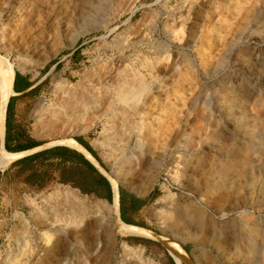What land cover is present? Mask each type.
<instances>
[{
	"label": "rangeland",
	"instance_id": "1",
	"mask_svg": "<svg viewBox=\"0 0 264 264\" xmlns=\"http://www.w3.org/2000/svg\"><path fill=\"white\" fill-rule=\"evenodd\" d=\"M10 1L18 7L22 0H0V10ZM23 1L22 14L14 22L0 15V61L21 63L22 74L45 76V90L34 105H19L16 119L24 131L49 145L63 135H82L72 130L47 135L38 127L37 115L60 101V94L53 93L56 79L75 88L78 96L85 87L95 86L113 97L117 115L114 124L102 119L83 135L100 154L111 181L119 154L107 136L119 130L140 140L147 154L130 168L123 166L128 175L112 183L140 196L155 190L157 198L143 215V236L120 234L122 222L110 204L100 211L106 226L98 231L92 222L69 224L61 197L56 204L62 222L45 229L37 218L49 213L45 202L56 192H75L82 207L99 199L54 180L26 186L17 175L7 176L13 161L0 163V264H34L43 244L53 248L47 264H133L124 247L141 249L149 264H175L169 242L179 248L184 259L180 264H213L216 257L209 246L220 240L208 235L213 226L221 228L224 246L233 245L231 257L248 254L251 229L264 226V143L252 145L254 134L264 140V0ZM124 66L147 86L156 79L157 89L128 95L119 84L123 74H116ZM172 67L175 73L169 76ZM173 91L181 98L175 99ZM228 94L237 104H227ZM193 96L196 107L186 118L184 104ZM169 107L176 121L167 120L171 127L161 137L154 128L170 116ZM164 137L169 141L165 156L157 149ZM189 142L194 143L191 152ZM4 156L0 149V158ZM184 156L191 160L188 172L181 168ZM173 160L180 164L176 178ZM170 195L178 200L174 211L164 208L162 198ZM169 213L170 223L164 224ZM41 232L47 233L46 243Z\"/></svg>",
	"mask_w": 264,
	"mask_h": 264
},
{
	"label": "bare ground",
	"instance_id": "2",
	"mask_svg": "<svg viewBox=\"0 0 264 264\" xmlns=\"http://www.w3.org/2000/svg\"><path fill=\"white\" fill-rule=\"evenodd\" d=\"M13 1H16V0H13ZM20 5H21V8L19 9ZM24 5H25V3L22 0L19 2L18 7H14V5L12 4V1H10L2 7V9L0 10V15H1V17H4V19L6 21L12 23L16 19L20 18L21 14H22L21 9L22 8L24 9ZM252 49L254 51L255 48L253 47ZM254 65H256V64H254ZM149 66H151V65H149ZM16 71H18L20 73H24L25 69L21 63L8 65L7 63L0 61V139L3 138L5 110H6L7 102H8V100L12 94V83H13V79H14V75H15ZM153 72H151V73H153ZM169 72H170L169 76L174 75L175 68L172 67V69ZM118 73L123 74L121 80H119L120 81L119 84H120L121 88L126 87L124 89V92H126L128 95L132 94L133 96L134 95L140 96V94L142 95V93L145 91H148V93H149V91L151 92L153 89H157L156 86L159 85V82L156 81V79H154L150 82L151 85L147 86L146 83L144 82V80L141 79V76H139L138 74H135V73L132 74L131 72L127 71L125 69V66L122 69H118L116 74H118ZM165 76H168V75H165ZM163 78H164V76L161 77V80H163ZM108 81H106L104 83L105 86H107V87L110 86V84H109L110 82L108 83ZM104 89H106V88H104ZM53 93L60 94L59 95L60 101L58 102V104L48 106L47 107L48 109H46V110L39 109L40 113H38V115H37L38 121H39L38 127H42V130L47 135H50V136L54 135V134L62 135L63 133H66L69 130H72L71 131L72 134H84V133H87L90 130H92V128L99 121H101L102 119H106V118H108V119H106V122L108 124L109 123H111V124L115 123L114 120H115L116 115H117V113H116L117 110L114 108L113 97L112 96L106 97V95H104L102 92L98 91V89H96L95 86H89V88L85 87L84 95L78 96V93H77L75 88L68 89V87H66V85L62 83V81L56 79L54 81ZM178 93L179 92H177V91H173L175 99L180 97L178 95ZM152 94H153V92H152ZM229 95L230 94L225 96V97H228L227 98L228 100L230 99V101L227 102V104L230 106L237 104L235 99H232V97L230 98ZM196 98H197L196 96L188 98L187 102L184 104V106H185L184 116L186 118L188 116H190L192 114L193 110L195 109ZM118 99H120V98H118ZM167 112H169L170 116L167 117L166 121H164L162 124H158L157 128H154L155 134L158 136L161 135V137L165 136L167 134V132L169 131V129L171 127V124L174 123V121H176L175 120L176 117L174 114L173 107L168 109ZM177 116H178V114H177ZM256 116H257V114H256ZM177 118H179V117H177ZM252 118H254V117H252ZM167 120H170L171 124ZM256 121L258 123V118L256 119ZM252 122H254V121H252ZM257 123H256V125H257ZM238 125L241 126L240 123ZM240 129L243 130L244 128H240ZM108 137H111V140L113 143V151L115 150L119 154V158L114 163V167H113L112 175H111L113 177L112 181L113 180L117 181L121 178H124L125 175H128V172H124L122 170L123 166L128 165V167L130 168L131 163H137L139 158L142 159V157H144L147 153H146V150L144 149L143 143L140 140H138L135 137L125 136L119 130H116V131L114 130V132L110 136H107V138ZM166 137H164L161 140L160 145L157 146V149L160 150V152L163 156H165L167 154L168 146H169L168 145L169 141L166 139ZM252 139H254V141L252 142V145L254 147L258 146V145L260 146V144L264 143L263 135L254 134ZM57 144L71 145V146L75 145L74 141L70 137H67V135H63L61 141H59ZM0 145H1V143H0ZM193 145H194V143H190L188 145L186 144L188 152H191ZM0 149L5 154V156L3 158L2 157L0 158V163L2 164V166H7L10 162L16 160L19 156L21 157L24 155V153H22V154H11V153L7 152L3 147H1ZM143 151H145V153ZM192 152H194V151H192ZM151 159H152V157H151ZM154 160H156V159H154ZM157 160L159 161V159H157ZM189 161H191V160L188 157L184 156V159H182V166H181V168H183V171H187L188 166H189L188 165ZM178 162H179V160L178 161L173 160V162H172L173 178H176L177 173L179 172L177 167L180 164ZM186 176H188V175H186ZM178 178H179V176H178ZM182 181H184V180H182ZM59 198L61 199L62 206H64L66 208V213H68V219L67 220H68L69 224L77 225L79 223H85L86 221L92 222L93 225L96 227L95 229L97 231L106 226L105 218L100 213V211L103 210L104 208H107V209L110 208V205L107 202H105L103 200H97L94 203V205L92 204V206H90V207H85V206L82 207V204H80L79 202L76 201L77 194L73 191L66 190L64 194H58L56 192L55 195H53V197H49L46 199L45 203H48V205L50 206L51 209L49 210V213L44 214V215L40 214L41 216L37 218L40 220L38 223L41 225V228H45V229L55 228L59 225L60 222H62L60 219L61 215L59 214V213H61L60 212L61 210L56 204L59 202ZM162 199H165L164 200V202H165L164 208H167L170 211H174L176 209L177 202H178L177 198H174L172 195H170V196L164 197ZM87 206H88V204H87ZM170 214L171 213H169V215L165 218L164 224L170 223ZM263 222H264V220H263ZM119 228L120 229L118 232L122 235H125V236H138V235L143 236V232H142L141 228L127 226L123 223ZM174 231H172V232L175 233ZM210 231H207L206 235ZM221 231H222L221 228H219V230H218V228L216 229V227L213 226L212 231L208 235H211L215 239L217 238V239L221 240V239L225 238L223 236V234H221ZM57 232L60 233V231H57ZM63 233H65V232H63ZM46 234H47L46 232H41L39 234V236L43 239V241H45V243H46ZM97 234H98V232H97ZM243 235H244V233H243ZM173 236H175V235L173 234ZM227 236H229V235H227ZM247 236H248V234H247ZM249 239L252 241V243H249V245H247V247H245V252H247L248 254H246V253L243 255L238 254L237 256H233V257H231L232 253H231V249H230V246H233V245L224 246L222 244L224 242L221 243L220 240H219V243L215 242L217 245L212 243L213 245L209 246V247H210L212 253L214 254V256L216 257V259L213 261V264H264V226H263V224H262V226L259 225L258 227L251 229V231L249 233ZM228 240H230V239H228ZM232 240L234 242H236L237 237H233ZM209 242H211V241H209ZM238 242H239V240H238ZM170 243L171 242H169V244H167V247H168L169 252H170V257L175 261L176 264L183 263L184 259L180 253V250H178L179 248L176 247L175 245H173L172 243L171 244ZM78 244L80 245L79 242H78ZM95 246H96V244L91 246V248H92L91 251L96 249ZM43 248L44 249L42 251L43 252L42 255L34 254V257H33L34 258V264H47L50 261V256L52 255L51 251L53 248L51 250H49L48 249L49 247H47L44 244H43ZM123 251L125 252V254L128 257L130 256L132 258V260H134L133 264H149V263L143 261L142 255H141V253H142L141 249L134 251L131 249H127V247H124ZM30 254H31V252H30ZM39 254H41V253H39ZM20 255H19V257H20ZM28 256H29V254H28ZM21 257H23V255ZM128 264H131V263H128Z\"/></svg>",
	"mask_w": 264,
	"mask_h": 264
},
{
	"label": "crops",
	"instance_id": "3",
	"mask_svg": "<svg viewBox=\"0 0 264 264\" xmlns=\"http://www.w3.org/2000/svg\"><path fill=\"white\" fill-rule=\"evenodd\" d=\"M38 77L20 72L14 75L8 130L6 132L5 110L4 132L0 143L5 150L6 147L9 148L11 154H27L19 156L9 164L6 168L7 176H10V173L17 175L24 185L32 187H39L41 183L54 180L116 207L117 216L123 224L146 229V219L143 215L155 202L157 193L152 190L140 196L119 184L114 185L108 176L106 164L87 136L73 135L71 139L75 143L74 146L49 145L24 131V126L16 119L19 105H34V100L43 94L45 76ZM11 116L14 118L12 123ZM36 153H39L37 157H28ZM21 168L25 170L19 173ZM28 176L34 179L33 183L25 181Z\"/></svg>",
	"mask_w": 264,
	"mask_h": 264
},
{
	"label": "trees",
	"instance_id": "4",
	"mask_svg": "<svg viewBox=\"0 0 264 264\" xmlns=\"http://www.w3.org/2000/svg\"><path fill=\"white\" fill-rule=\"evenodd\" d=\"M75 54H78V49L77 50H75L74 52H73V55H75ZM18 74V72H15V76ZM11 103H12V97L9 99V101H8V103H7V107H6V121H5V126H6V132H7V130H8V125H9V115H10V110H11ZM7 137V136H6ZM6 150L8 151V152H10V150H9V148H7L6 147ZM39 155V153H36V154H33V155H31V156H28L29 158H31V157H37ZM25 170V168H21L20 170H19V173H22L23 171ZM25 181L27 182V183H33L34 182V179H32L31 177H26V179H25ZM41 185H42V183H41ZM40 185V186H41ZM155 191V190H154Z\"/></svg>",
	"mask_w": 264,
	"mask_h": 264
},
{
	"label": "water",
	"instance_id": "5",
	"mask_svg": "<svg viewBox=\"0 0 264 264\" xmlns=\"http://www.w3.org/2000/svg\"><path fill=\"white\" fill-rule=\"evenodd\" d=\"M176 264V263H175Z\"/></svg>",
	"mask_w": 264,
	"mask_h": 264
}]
</instances>
